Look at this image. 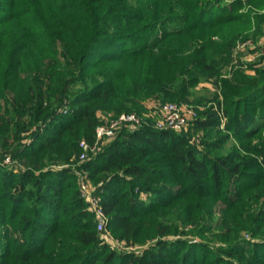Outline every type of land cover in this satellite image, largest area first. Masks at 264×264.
Wrapping results in <instances>:
<instances>
[{
	"label": "trees",
	"instance_id": "16d2710c",
	"mask_svg": "<svg viewBox=\"0 0 264 264\" xmlns=\"http://www.w3.org/2000/svg\"><path fill=\"white\" fill-rule=\"evenodd\" d=\"M263 35L264 0H0V264H264ZM165 103L198 116L157 130Z\"/></svg>",
	"mask_w": 264,
	"mask_h": 264
},
{
	"label": "built area",
	"instance_id": "2783aa9c",
	"mask_svg": "<svg viewBox=\"0 0 264 264\" xmlns=\"http://www.w3.org/2000/svg\"><path fill=\"white\" fill-rule=\"evenodd\" d=\"M232 2L234 0H228ZM248 43V42H247ZM246 45L250 44V42ZM245 45V46H246ZM244 44L239 48L245 47ZM160 119H156L153 122V127L160 131H173L175 133H181L185 131L189 124L195 120L198 116L197 109L190 105H179L175 103H165L159 110ZM148 121L138 115L123 114L117 118H111L103 121V123L97 128V140L94 145H90L86 141H81L79 156V163H83L88 160L91 154L99 151L102 144L113 141L117 135L123 129L136 130L144 125ZM6 163H11L10 159H6ZM82 198L89 204L90 209L95 212L98 222V230L103 232L106 226V216L101 206V198L95 195L91 185L82 181L81 183Z\"/></svg>",
	"mask_w": 264,
	"mask_h": 264
},
{
	"label": "rangeland",
	"instance_id": "374dc122",
	"mask_svg": "<svg viewBox=\"0 0 264 264\" xmlns=\"http://www.w3.org/2000/svg\"><path fill=\"white\" fill-rule=\"evenodd\" d=\"M250 42V44L248 43ZM245 43H247L248 45H246ZM245 47L243 48H239L238 52H237V56L240 57L242 59L243 62H245L246 64H255L258 67H264V35L260 36V37H254L251 36L248 40L244 41L243 43H241V45H243ZM249 73H253V72H249ZM216 92V85L212 82H208V83H203L201 84L197 89H196V96L197 97H207V98H212L213 93ZM176 104V103H175ZM194 107V106H193ZM204 106H200L199 108L202 109ZM152 115L155 114L156 119H160V115L158 110L154 111L153 113H151ZM144 120H147V116H143L142 117ZM107 120V118L103 117V121ZM107 239L109 240V242L111 244L114 245V243L116 244V241H114V239L111 237L110 234H107Z\"/></svg>",
	"mask_w": 264,
	"mask_h": 264
}]
</instances>
